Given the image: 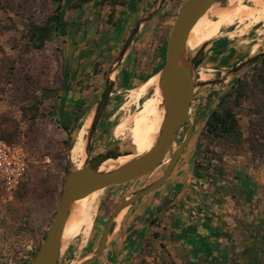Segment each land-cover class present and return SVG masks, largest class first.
Wrapping results in <instances>:
<instances>
[{
    "label": "rangeland",
    "instance_id": "374dc122",
    "mask_svg": "<svg viewBox=\"0 0 264 264\" xmlns=\"http://www.w3.org/2000/svg\"><path fill=\"white\" fill-rule=\"evenodd\" d=\"M90 1L81 2L78 8L84 5L82 11L94 14L93 19L99 23L96 32H101L105 23L112 22L115 8L110 7L109 13L105 6L109 3L96 0L92 11L87 5ZM183 1L170 0L161 8L164 9L144 28L131 54L115 75L112 92L94 135L91 156L114 146L123 152H134L128 131L122 139H118V134L125 126L126 116L134 114L152 95L151 82L164 63L168 33ZM243 3L251 8L254 6L253 0H243ZM57 5L63 11V17L69 12L64 20L66 24H83L78 20L82 16L78 15V8L66 6L64 0H0V133L7 136L11 131L16 132L13 141L24 146L29 160L21 180L23 188L17 190L16 186L9 193L0 183V264H28L38 250L52 222L68 166L75 167L72 161L69 163L70 145L102 93L113 58V54H105L107 48L101 46L102 39L96 42L76 39L81 27L71 31L66 25L65 32H62L55 23L47 25L46 18ZM211 15L212 43L220 38L223 42L218 43L215 51L212 45L208 47L209 55L202 64L208 68V74L233 66L249 53L255 54L264 48V18L255 17L259 21L251 23L250 29L246 30L245 24L239 21L229 24L223 18ZM84 20L85 24L90 19L85 17ZM33 24L38 26L37 35L41 28H50L48 37L41 44H38V36H31ZM69 34H72L74 43L95 44L88 51H77L79 46L74 45L69 54ZM259 72V63L251 64L224 84H207L197 89L189 109L191 137L164 188L180 178H190V183L195 184L201 180L231 183L236 169L240 168L256 183L251 190L257 193L253 205L258 211L257 221L264 226V77L259 79ZM73 76L80 78L72 84L71 94L65 96L64 86ZM238 77L246 88L245 94L237 100L231 85ZM143 84L140 98L132 102L130 90ZM44 90L55 91L56 95L46 96ZM228 92H232L231 96H225ZM75 94H79L80 100L75 104L67 102ZM222 97L226 101L219 106ZM222 107L231 108L239 119L242 141L237 146L215 142L203 134L209 113ZM185 131L184 124L179 130L178 142ZM169 158L167 154L148 175L105 189L85 233L82 232L83 223L74 221L75 234L62 246L59 264L75 263L88 255L100 240L115 205L126 195L161 176ZM162 188L152 193L154 197ZM147 212L131 222L123 224L122 220L118 221L106 250L93 264H171L164 245L156 241L158 233L154 238L150 233L149 237L144 236L148 220L152 218V213ZM197 214L194 208L187 207L184 218L186 221L195 220Z\"/></svg>",
    "mask_w": 264,
    "mask_h": 264
},
{
    "label": "water",
    "instance_id": "95a60500",
    "mask_svg": "<svg viewBox=\"0 0 264 264\" xmlns=\"http://www.w3.org/2000/svg\"><path fill=\"white\" fill-rule=\"evenodd\" d=\"M168 1L170 0H153L133 24L114 53L102 93L86 115L87 117L92 114V118L84 136L83 164L81 167L68 166L52 222L28 264H59L63 229L71 205L75 200L95 190L103 189L104 191L108 187L123 185L148 175L169 154V162L161 176L123 197L113 208L104 225L101 238L93 250L81 260L70 264H93L96 262L106 250L118 221L123 219L127 210L144 196L160 188L169 178L175 163L191 137L192 123L189 118V109L197 89L207 84H224L264 56L263 48L255 54L249 53L233 66L224 68L217 73L208 74L205 72V77L200 78L197 70L203 67L202 64L209 55L208 47L213 38L191 52L187 47L189 33L195 23L203 15L210 14L213 8L225 9L232 3L230 4L229 0H184L179 5L173 19L166 41L165 60L158 72L159 88L165 112L153 145L145 152L136 155L135 152H123L118 146H114L91 156L94 135L112 92L114 77L121 69L128 52L144 28ZM49 33L50 28H41L38 30L37 38L44 40ZM44 94L53 97L56 92L44 90ZM184 124L186 131L181 141L178 142L179 130ZM73 144L71 143L70 149ZM129 154L134 156L126 162L117 164L110 169H99L107 159Z\"/></svg>",
    "mask_w": 264,
    "mask_h": 264
},
{
    "label": "crops",
    "instance_id": "0c3cea01",
    "mask_svg": "<svg viewBox=\"0 0 264 264\" xmlns=\"http://www.w3.org/2000/svg\"><path fill=\"white\" fill-rule=\"evenodd\" d=\"M121 1V3L114 5L115 14L111 17L112 22L103 23V31L101 32H96L99 23L93 19L94 14L82 11L84 5L78 8L80 11L78 15H82L78 17V20L83 21V24L70 22L67 23V26L70 27L71 31L73 28L81 27L77 31L78 37L76 39L83 38L85 41L90 39L95 40V42L102 39L104 43L101 46L107 48L105 54L114 55L132 28L135 18L140 16L153 0ZM95 3L96 0L87 3L88 7H92V11L95 10ZM168 3L169 1L164 7ZM105 6L110 13V4L106 5L105 3ZM163 9L158 11L156 15ZM66 15L63 20H66ZM85 17H89L90 20H86L84 24ZM84 30H86V33H82ZM68 36L71 38L72 34ZM222 40L223 38L213 41L214 43L211 45L214 51L223 42ZM84 43H74V38H71L69 44L67 43L70 46L69 54L73 52L74 45L79 46L77 51H80V49L88 51L95 44L92 43L87 46ZM135 43L128 52L125 61L131 54ZM75 76L68 81L70 87L65 90V96L71 94L75 81L80 78ZM72 99L67 100V102L77 103L80 100L79 94H75ZM191 180L190 178H180L170 182L164 188L165 182L161 186L163 187L161 192L156 197L152 193L157 190L147 194L130 207L122 219L123 224L128 221L131 222L144 212L152 213V218L148 220V229L144 236L148 235L149 237L150 233L154 238V234L158 233L159 239L156 241L164 245L167 260L171 264H224L228 258L232 260L233 264H264V255L256 256L255 259H245L238 255L239 250L244 245L256 244L259 248L264 247L260 236L245 240L239 231V227L235 224L236 220H247L252 214L258 215V211L253 205L257 200V193L256 190L251 191L256 186L253 179L246 172L244 173L243 170L237 168L235 178L231 183L225 180L217 183L201 180L195 184V182L190 183ZM234 183L240 184L246 192L251 193V196H247L246 202L242 205L239 204L238 200L240 198L233 190L232 185ZM170 199L171 201H169ZM187 207L194 208L198 213L195 220L186 221L184 218ZM152 219L154 223L149 225ZM151 241L154 242L155 240Z\"/></svg>",
    "mask_w": 264,
    "mask_h": 264
},
{
    "label": "bare ground",
    "instance_id": "6f19581e",
    "mask_svg": "<svg viewBox=\"0 0 264 264\" xmlns=\"http://www.w3.org/2000/svg\"><path fill=\"white\" fill-rule=\"evenodd\" d=\"M229 3H232L230 7L225 9L215 7L210 14L203 15L195 23L187 39V47L190 51H195L201 44L214 38L211 14L223 18L224 22L229 24H232L234 21H239L240 23L245 24V28H243L246 30L250 29L251 23L259 21V18L255 17L264 18V0H253V8L247 6L240 0H229ZM206 71H208V68L200 67L197 70V73L200 78H204ZM158 80L159 74L157 73L151 82L152 95L143 102L141 107L135 113L133 112L134 114L126 116L125 126L121 128L118 134V139H122L128 131L131 143L134 146L135 155L153 145L164 116L165 110ZM144 86L145 84L130 90L129 97L132 102L140 98ZM91 118L92 114H89L85 118L83 124L77 131L76 139L70 149V158L76 167H81L84 161V136ZM133 156L134 155L129 154L120 155L117 158H109L101 164L99 169H110L117 164L126 162ZM102 192L103 189L95 190L73 202L63 229L61 241L62 246L71 241L75 234V230L73 229L74 221L79 220L83 223V233L89 228L93 221V216L100 206Z\"/></svg>",
    "mask_w": 264,
    "mask_h": 264
},
{
    "label": "trees",
    "instance_id": "16d2710c",
    "mask_svg": "<svg viewBox=\"0 0 264 264\" xmlns=\"http://www.w3.org/2000/svg\"><path fill=\"white\" fill-rule=\"evenodd\" d=\"M83 1L88 0H64V4L66 6L69 5V7H75L78 8L80 3ZM102 2H108L110 4V7L114 10V5L117 3H121V0H101ZM46 23L49 25L50 23H55L57 27L62 32H65L64 28L66 27V23L63 20V11H60L59 5L56 6V10L49 14L46 18ZM37 28L38 26L33 24L31 26V36L35 37L37 35ZM44 42L43 40H40L38 44H41ZM259 63V69L260 72L258 73L259 79L264 77V56L260 58L259 60L255 61L253 65ZM64 75L67 76V72L64 71ZM64 76V79H65ZM68 79V77H67ZM64 81V85H65ZM70 86L65 85L64 89L67 90ZM233 89L235 90V96L234 99H237L245 94V86L243 85V82H241L240 78L238 77L233 84L231 85ZM232 92H228L225 94V96H231ZM42 97V95H41ZM226 101L224 97L221 98L219 102V106ZM78 118V117H77ZM204 135H208L211 137L215 142L218 143H226L227 146H237V144L241 143L242 141V133L240 130V123L239 119L237 117V114L229 107H222V108H215L213 109L209 115L207 116L205 122H204ZM16 132L11 131L7 136L5 133H0V139L4 140L8 143H14ZM29 164V160H28ZM28 168V167H27ZM233 190L239 196L240 200H238L239 204L242 205L246 202L247 196H251V193L246 192L244 188L241 187L240 184L234 183ZM24 185L22 181L19 182L17 185V190L19 188H23ZM255 203V202H254ZM255 207V206H254ZM257 215L252 214V216H249L247 220H236L235 224L239 227L240 233L243 235V238L246 240L250 238H257V236H260L263 246H264V226L257 221ZM154 223V220H150L149 225H152ZM154 235H157L156 233ZM264 255V247L259 248L256 244L252 245H244L238 252V255L241 258L245 259H255L256 256H263ZM226 264V263H225ZM227 264H232L231 259L227 262Z\"/></svg>",
    "mask_w": 264,
    "mask_h": 264
},
{
    "label": "built area",
    "instance_id": "2783aa9c",
    "mask_svg": "<svg viewBox=\"0 0 264 264\" xmlns=\"http://www.w3.org/2000/svg\"><path fill=\"white\" fill-rule=\"evenodd\" d=\"M28 156L20 143H8L0 139V183L12 193L26 174Z\"/></svg>",
    "mask_w": 264,
    "mask_h": 264
}]
</instances>
